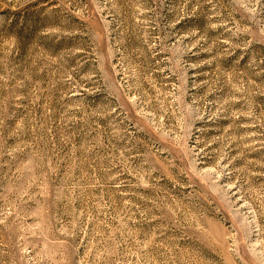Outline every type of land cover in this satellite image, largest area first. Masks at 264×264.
I'll return each mask as SVG.
<instances>
[{
	"label": "rangeland",
	"instance_id": "374dc122",
	"mask_svg": "<svg viewBox=\"0 0 264 264\" xmlns=\"http://www.w3.org/2000/svg\"><path fill=\"white\" fill-rule=\"evenodd\" d=\"M0 264H264V0H0Z\"/></svg>",
	"mask_w": 264,
	"mask_h": 264
}]
</instances>
